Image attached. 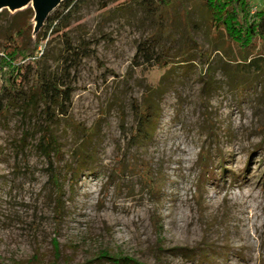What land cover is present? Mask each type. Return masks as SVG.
Returning a JSON list of instances; mask_svg holds the SVG:
<instances>
[{
	"label": "rangeland",
	"instance_id": "1",
	"mask_svg": "<svg viewBox=\"0 0 264 264\" xmlns=\"http://www.w3.org/2000/svg\"><path fill=\"white\" fill-rule=\"evenodd\" d=\"M27 6L33 0L7 9ZM76 9L69 34L91 54L71 72L69 115L49 124L61 148L52 167L40 146L42 107L0 116V264H110L103 253L264 264V70L244 58H264V48L243 55L214 31L202 0ZM144 42L166 63L137 65ZM63 49L51 35L40 66L62 69ZM148 103L159 118L137 138L136 110Z\"/></svg>",
	"mask_w": 264,
	"mask_h": 264
},
{
	"label": "trees",
	"instance_id": "2",
	"mask_svg": "<svg viewBox=\"0 0 264 264\" xmlns=\"http://www.w3.org/2000/svg\"><path fill=\"white\" fill-rule=\"evenodd\" d=\"M85 0H63L54 14L46 18L37 32L34 31L35 11L32 7L24 8L14 14L7 8L0 12V21L9 20L0 31V116L7 115L12 109H20L22 113L32 108L42 107L46 125L40 140V146L52 167L54 158L60 155L61 148L54 137L50 123L56 114L68 116L74 88L71 82V72L78 66L83 57L91 52L87 46H77L69 34V26L76 8ZM161 5L169 6L171 0H159ZM210 14L211 25L216 32L223 31L244 55L253 51L258 45L264 48V6L255 10L252 0H202ZM151 5V4H149ZM58 33L64 42L61 53L62 69L45 70L40 66L39 48L48 41L51 35ZM33 43V45H32ZM44 54V52H43ZM30 58V62L27 59ZM140 58V62L137 60ZM247 66L258 71L264 70L263 56L248 59L244 56ZM137 65H163L166 63L161 56H156L155 50L148 42L139 46L134 58ZM138 126L136 137L147 139L148 128L159 115L155 113L152 104L144 109L136 110ZM24 116V114H22ZM51 160H53L51 162ZM55 177V185L62 192L59 178ZM73 178V177H72ZM60 195V194H58ZM62 196L58 197L61 200ZM60 207V203H57ZM61 214L62 210H57ZM110 264H144L127 256L101 255Z\"/></svg>",
	"mask_w": 264,
	"mask_h": 264
},
{
	"label": "water",
	"instance_id": "3",
	"mask_svg": "<svg viewBox=\"0 0 264 264\" xmlns=\"http://www.w3.org/2000/svg\"><path fill=\"white\" fill-rule=\"evenodd\" d=\"M34 1V11L38 19V26L34 29L35 32L44 24V21L49 16V14L55 10L63 0H33ZM32 2V0H0V12L5 8H17L24 6L27 3ZM28 7V6H27Z\"/></svg>",
	"mask_w": 264,
	"mask_h": 264
},
{
	"label": "bare ground",
	"instance_id": "4",
	"mask_svg": "<svg viewBox=\"0 0 264 264\" xmlns=\"http://www.w3.org/2000/svg\"><path fill=\"white\" fill-rule=\"evenodd\" d=\"M34 2V1H33Z\"/></svg>",
	"mask_w": 264,
	"mask_h": 264
}]
</instances>
